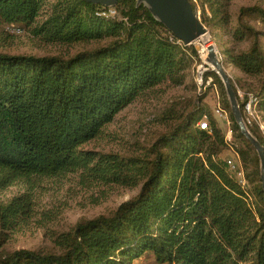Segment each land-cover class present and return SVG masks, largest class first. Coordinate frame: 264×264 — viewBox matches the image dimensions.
Segmentation results:
<instances>
[{
	"label": "trees",
	"instance_id": "obj_1",
	"mask_svg": "<svg viewBox=\"0 0 264 264\" xmlns=\"http://www.w3.org/2000/svg\"><path fill=\"white\" fill-rule=\"evenodd\" d=\"M201 7L206 27L228 25L221 1L201 0ZM113 9L114 17H104L103 7L82 0H0V26L22 28L46 43L96 44L68 58L0 52V191L18 181L68 175L82 186H140L109 215L58 233L56 251L19 249L0 254V264H133L147 255L153 264H264L259 160L239 132L219 77L206 65L203 82L211 80L206 89L220 91L246 187L221 156L231 143L201 104L205 91L191 107L162 118L168 131L141 156L82 148L138 97L167 82L183 84L198 59L192 46L170 41L173 35L135 0H119ZM230 35L250 45L220 51L224 65L257 79L250 93L264 112V8L241 7ZM203 118L207 129L198 126ZM248 130L264 148L257 127ZM34 206L31 192L0 204V248L32 218Z\"/></svg>",
	"mask_w": 264,
	"mask_h": 264
},
{
	"label": "rangeland",
	"instance_id": "obj_2",
	"mask_svg": "<svg viewBox=\"0 0 264 264\" xmlns=\"http://www.w3.org/2000/svg\"><path fill=\"white\" fill-rule=\"evenodd\" d=\"M219 1L228 12L229 23L223 29H210L204 25L208 31L206 37L210 40L208 45H213L219 54L223 49L231 47L236 50H246L250 45L249 42L234 43L230 35L236 24L238 11L241 7L254 5L264 8V0ZM198 5L197 16L202 10L201 0H198ZM205 11L210 16L206 6ZM40 19L42 16L39 21ZM251 24L257 29L263 28L257 22ZM15 30L12 26H0V52L10 55L36 57L57 55L68 58L79 51L96 46L95 43L87 45L46 43L22 28L18 33ZM260 42L264 49V39H260ZM198 59H195L186 70L183 84L176 86L167 82L157 86L152 92L138 97L119 112L112 123L104 127L103 134L82 148L103 153H118L124 156H141L161 134L168 131L170 126L162 122V118L170 110V113L176 114L184 107L186 109L191 107L202 91H205V97L201 104L209 107L213 118L216 119L227 137V131L230 129L229 119L227 124L214 112L217 102L223 108L222 96L218 87L198 89L196 70L203 63L201 59ZM224 68L240 100L243 99L244 93H250L257 87L256 78L248 77L228 64H225ZM201 121H206V119L203 118ZM253 127H257L264 139V112L259 111L257 123L251 126ZM228 139L227 142L231 143V146L221 156L225 161H237L235 151L239 143L233 137ZM250 170L247 168L245 173H249ZM139 189L140 186L132 189L120 186H82L73 175L64 178L33 179L31 183L18 181L0 191V204L23 193L31 192L35 202V212L27 224L18 226L8 233L5 240L1 242L0 254L19 249L37 252L56 251L53 240L58 233L70 230L80 220L109 215L119 204L134 198ZM147 256L135 260L134 264H153L151 257Z\"/></svg>",
	"mask_w": 264,
	"mask_h": 264
},
{
	"label": "water",
	"instance_id": "obj_3",
	"mask_svg": "<svg viewBox=\"0 0 264 264\" xmlns=\"http://www.w3.org/2000/svg\"><path fill=\"white\" fill-rule=\"evenodd\" d=\"M86 3L114 8L119 0H82ZM136 7H145L151 16L163 25L171 35L183 42L185 46H192L199 59L219 77L230 106L233 119L241 135L251 145L259 160L261 189L264 193V148L250 133L244 123L242 113L231 86L230 78L224 68V62L210 40L206 37L208 31L200 18L194 14L188 0H135Z\"/></svg>",
	"mask_w": 264,
	"mask_h": 264
},
{
	"label": "built area",
	"instance_id": "obj_4",
	"mask_svg": "<svg viewBox=\"0 0 264 264\" xmlns=\"http://www.w3.org/2000/svg\"><path fill=\"white\" fill-rule=\"evenodd\" d=\"M188 1L190 2L191 5L193 4L195 6L196 13L198 14V10H199L198 0H188ZM100 15L104 16V17H114L116 15V12L113 8L108 9V8L103 7V10H101ZM12 28H14V30L16 29L15 32H17V33L20 32L19 28H15L14 26ZM170 41L174 42L175 44H177L179 46H185L181 40L176 39L174 36L170 37ZM206 70H207V68L205 67L204 62L196 70L197 86H198L199 90H201V89L204 90L206 88V86L211 82V80H208L205 83L203 82V74ZM241 100L243 102L242 117H243L244 123L246 124L247 127L248 126L251 127L252 125L257 123V118H258V113H259V110H258L259 99H258V97H256L252 93H244L243 99H241ZM214 112H215L216 116H218L220 119L226 121L228 124V119H229L228 112L221 107L219 102L216 103ZM198 126L201 129H207V122L206 121H200L198 123ZM230 137H233L231 129H229L227 131V137L225 136V140L228 141L229 140L228 138H230ZM237 159H238V157H237ZM226 164L229 167V170L234 175H236L235 177L237 178V180L239 181L241 186L246 187L247 182H246L244 171L241 167L239 160H237V161L226 160Z\"/></svg>",
	"mask_w": 264,
	"mask_h": 264
},
{
	"label": "crops",
	"instance_id": "obj_5",
	"mask_svg": "<svg viewBox=\"0 0 264 264\" xmlns=\"http://www.w3.org/2000/svg\"><path fill=\"white\" fill-rule=\"evenodd\" d=\"M135 263V261L133 262V264Z\"/></svg>",
	"mask_w": 264,
	"mask_h": 264
}]
</instances>
